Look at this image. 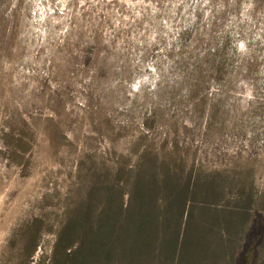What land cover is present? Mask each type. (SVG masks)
<instances>
[{
  "label": "rangeland",
  "instance_id": "1",
  "mask_svg": "<svg viewBox=\"0 0 264 264\" xmlns=\"http://www.w3.org/2000/svg\"><path fill=\"white\" fill-rule=\"evenodd\" d=\"M142 152L195 191L211 264H264V0H0V264H54Z\"/></svg>",
  "mask_w": 264,
  "mask_h": 264
},
{
  "label": "trees",
  "instance_id": "2",
  "mask_svg": "<svg viewBox=\"0 0 264 264\" xmlns=\"http://www.w3.org/2000/svg\"><path fill=\"white\" fill-rule=\"evenodd\" d=\"M114 175L115 184L93 186L87 193L89 203L92 194L99 197L91 223L73 221L59 231L54 264H86L98 254L112 264H211L228 255L224 244L213 245L205 236L203 223L194 219V190L187 183L176 184L170 166L142 152L133 172L118 170ZM228 223L222 222L218 230ZM192 229L199 235L193 236Z\"/></svg>",
  "mask_w": 264,
  "mask_h": 264
}]
</instances>
